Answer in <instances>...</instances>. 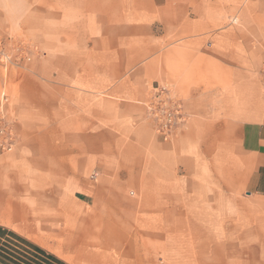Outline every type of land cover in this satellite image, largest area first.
Returning <instances> with one entry per match:
<instances>
[{"label":"crops","instance_id":"1","mask_svg":"<svg viewBox=\"0 0 264 264\" xmlns=\"http://www.w3.org/2000/svg\"><path fill=\"white\" fill-rule=\"evenodd\" d=\"M13 28L1 227L68 264H264V0H0Z\"/></svg>","mask_w":264,"mask_h":264},{"label":"built area","instance_id":"2","mask_svg":"<svg viewBox=\"0 0 264 264\" xmlns=\"http://www.w3.org/2000/svg\"><path fill=\"white\" fill-rule=\"evenodd\" d=\"M0 49H3V47L0 46ZM1 55L4 56L3 53ZM262 74L264 83V69ZM7 102V96L3 92L0 100V149L3 151L11 150L16 138L12 126L13 122L3 110ZM146 112L155 127L156 133L163 138L171 137L176 127L184 120L178 100L170 95L164 87L154 88L153 95L146 103Z\"/></svg>","mask_w":264,"mask_h":264},{"label":"rangeland","instance_id":"3","mask_svg":"<svg viewBox=\"0 0 264 264\" xmlns=\"http://www.w3.org/2000/svg\"><path fill=\"white\" fill-rule=\"evenodd\" d=\"M16 24V21H14ZM0 46L3 47V49H0V67L3 69V71L6 73H10L16 76L19 70V66L22 62H30L35 55H37V51L33 48V45L28 39H25L22 35H19L17 30L13 29H7L5 32L0 34ZM1 53L4 54L2 57ZM7 58V59H6ZM264 69V64L261 67L260 70V76H261V82L262 87L264 89V83L262 80L263 74L262 71ZM5 88H0V100L2 93L4 92L7 96L8 102L5 104V107L3 110L6 113L7 107L12 106L13 102L9 100V95H15L16 92V83L13 78H11L9 84L7 83L5 85ZM10 87V89H8ZM7 116V114H6ZM8 117V116H7ZM0 151H3L0 149ZM4 152H7L5 150ZM207 264V263H203ZM213 264H224L220 262L219 260L216 261Z\"/></svg>","mask_w":264,"mask_h":264},{"label":"trees","instance_id":"4","mask_svg":"<svg viewBox=\"0 0 264 264\" xmlns=\"http://www.w3.org/2000/svg\"><path fill=\"white\" fill-rule=\"evenodd\" d=\"M0 264H68L53 253L0 226Z\"/></svg>","mask_w":264,"mask_h":264},{"label":"bare ground","instance_id":"5","mask_svg":"<svg viewBox=\"0 0 264 264\" xmlns=\"http://www.w3.org/2000/svg\"><path fill=\"white\" fill-rule=\"evenodd\" d=\"M47 222V221H46ZM45 222V223H46ZM42 223V222H41ZM61 224V223H60ZM45 225V224H44ZM57 225V224H56ZM61 226V225H60ZM47 227H49V226H47ZM57 227V226H56ZM63 227V226H62ZM60 229V228H59ZM65 229V228H64ZM56 231V230H55ZM39 234V233H38ZM52 239V238H51ZM54 239V238H53ZM61 239V238H60ZM57 241V240H56ZM59 241V240H58ZM38 242V241H37ZM54 244H56L55 242H53ZM66 246H67V244H66ZM69 246V245H68ZM80 248V247H79ZM79 248H78V250H79ZM76 254V253H75ZM76 256V255H75ZM66 258V257H65ZM68 258V257H67ZM76 258V257H75ZM70 260V259H69ZM73 262V261H72Z\"/></svg>","mask_w":264,"mask_h":264}]
</instances>
